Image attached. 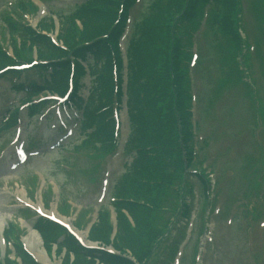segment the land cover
Returning a JSON list of instances; mask_svg holds the SVG:
<instances>
[{"label":"rangeland","instance_id":"374dc122","mask_svg":"<svg viewBox=\"0 0 264 264\" xmlns=\"http://www.w3.org/2000/svg\"><path fill=\"white\" fill-rule=\"evenodd\" d=\"M7 1L9 0H0V9ZM29 1L32 6L19 7L17 10L24 14L25 21L33 27L43 23V17H49L51 12L58 11L57 8L65 12L71 10L75 2ZM122 1H119L114 22L123 13L127 15L129 27H125L120 45L123 52L135 21L142 17V10L151 0H136L127 9ZM188 1L195 0H183L182 8L171 13L162 30L168 36L174 31L177 40L172 41V44L183 45L189 53L186 62L190 79L186 87L191 98L187 107L189 115L187 116V111L184 112L187 120L185 117L180 119L176 136L179 143L178 154L189 174L190 185L188 184L186 192L192 215L188 219L183 218L185 223H182L180 218L174 221L177 208L160 211L166 222L164 231L170 225L172 239L166 241V236L155 239L152 244L153 252L145 264H167L162 262L166 260L164 256L170 253L166 249L182 241L183 235L189 233L193 219V238L185 246L186 252L181 264H192L191 257L195 258V251L200 249L201 243L204 245L202 254L199 261L194 259L193 264H264V0H201L200 22L198 20L199 24L195 26L197 29L184 32L181 27L183 23L189 22L182 13L185 12ZM50 16L53 19L49 23H43L36 31L47 35L59 46L70 45L78 41L81 34L86 33L85 25L76 20L71 33L64 39L62 31L60 33L59 30L58 17ZM108 27L112 30L113 23ZM0 41L10 52L16 44L19 50L31 51L32 56H36L32 42L14 37L12 43L13 37L2 23ZM177 73L175 68L173 77L171 76L175 93L180 90ZM28 75L36 76L34 71ZM89 79L86 73L79 81V93L83 97L88 94ZM9 83L7 79H0V114L12 102L19 104V97L23 94L11 89ZM167 104L170 107L169 101ZM22 112V132L28 137L30 148H38L40 154L31 157L26 164L14 171L5 170L8 160L0 163V261L6 251L2 231L7 225H16L15 220L21 221L26 228L24 240L32 231L30 226L33 227L35 219L31 216L28 219L23 218L19 209L22 201L19 198L34 201L35 205H43L47 198L42 195L52 189L51 183L56 191L60 187L62 196L73 203L74 207L62 209L56 195L52 196L50 203H45L51 211L62 212L67 219L74 222L73 231L78 237L87 244L102 246L105 250L117 252L134 261L129 249L116 244V214L112 208L108 207L109 212L102 216L103 231L107 235L104 239L107 242L93 239L91 233L92 225L98 217L99 203L109 200L112 185L122 174L128 160L121 150L127 133L125 107L120 110L121 131L116 148L118 151L105 159L98 179L95 180L91 178L89 171L92 170L96 157L92 154L93 151H88L82 145V136L74 121L68 120L66 129L61 127L57 130L50 127L54 120L48 122L49 125L44 117L29 121L25 108ZM176 112L183 114L180 109ZM68 128L72 129L71 134L66 131ZM13 129L0 132V141L8 142L14 133ZM40 134L52 140L44 143L38 138ZM55 134L66 139L64 143L70 141L67 143L69 152H65L59 145H48L58 138H55ZM75 141L78 143L73 146ZM62 155L68 157V160L64 159L68 168L62 166L65 163L58 164ZM106 170H109V175L104 176ZM190 171L193 173H189ZM103 177L109 180L106 190H103ZM199 177L207 181V184H212L208 193L212 205H207L205 194L206 202L204 204V199L202 202L203 185ZM180 185L176 186L177 197L183 182ZM132 200L143 204L139 198ZM127 218L131 227H134L133 219L128 215ZM39 246L46 260L37 258L27 248H23L28 261L33 260L37 264L76 262L73 252L66 259L65 247L56 246L55 243L46 245L42 238ZM84 256L86 257L79 259V264H102L98 257Z\"/></svg>","mask_w":264,"mask_h":264},{"label":"trees","instance_id":"16d2710c","mask_svg":"<svg viewBox=\"0 0 264 264\" xmlns=\"http://www.w3.org/2000/svg\"><path fill=\"white\" fill-rule=\"evenodd\" d=\"M119 1L81 0L71 10L60 11L58 13L59 30L60 33L62 31L61 35L64 39H67L66 35L71 33L76 20L81 21L86 27V33L81 34L78 41L65 47L53 43L47 35L35 31L30 26L16 22L11 16H4L3 19L13 35L12 43L15 34H18L22 41L32 42L35 53L40 58L53 60L58 76L42 85L34 84V90L30 91V96L25 98L27 100L45 89L62 93L67 87L70 55L77 58L84 56L87 51L95 54L98 62L94 64L98 66L100 64V67L90 66L91 94L85 102L81 123V129L85 135L82 145L88 151H93L92 154L95 157L102 156L113 149L115 120L112 117L111 107L115 103V98L120 104L123 102L121 78L123 60L121 50L116 43L118 34L123 28V22L121 24L114 22ZM123 1L127 9L134 0ZM200 1H188L186 10L182 13L189 22L183 23L181 28L184 32L194 29L197 25L201 14ZM182 3L183 0H151L142 10V17L135 21L133 32L126 44L128 80L125 97L129 134L125 152L133 157V160L115 183L113 187L115 198L110 203L116 212L114 238H117L116 244L129 249L134 256V261L100 249L86 248L81 246L73 236L66 234L63 243L57 246H66L67 260L73 252L76 256L75 264H79V259L86 257L84 255L91 258L98 257L104 264L144 263L151 255L153 241L162 237L166 227L160 211L177 208L181 195L179 192L177 197L176 186L182 182L183 185H188L189 174L184 169L178 154L179 143L176 134L180 119L185 117L184 112L187 111V116L189 115L187 107L191 98L186 91L190 81L186 65L189 53L183 45L172 44V41L177 40L174 31L171 36H168L162 30L171 13L182 8ZM29 6H32L29 0H18L14 6H10V10L16 13L17 18L25 21L23 14L17 8ZM51 19H53L51 16L45 17L43 23H49ZM43 23H39V26ZM112 23L114 27L111 30L108 26ZM13 47L14 57H11L0 46V67L12 64L17 59H31V51L19 50L16 44ZM113 52L120 77L118 91H116L117 83L113 72ZM175 68L178 72L177 84L180 87L177 93L173 89L174 81L172 80ZM74 72L77 78L85 75L87 71L79 61H76ZM76 89L74 96H76ZM167 101L170 102V107ZM166 105L168 106L165 107ZM179 109L183 114L176 112ZM16 114L12 118L13 121L16 119ZM135 198H139L143 204L132 200ZM61 207L65 210V207L69 209V204L62 200ZM107 212H109L107 206L99 210L97 221L91 228L93 239L107 242V239H104L107 235L103 231L102 219ZM127 215L133 219L134 227H131ZM37 227L44 244L49 246L57 242V236L66 233L64 229L57 228L43 218L39 219ZM17 251L22 264H37L33 260L28 261L27 253L23 250L17 248ZM6 264H18V262L7 260Z\"/></svg>","mask_w":264,"mask_h":264},{"label":"bare ground","instance_id":"6f19581e","mask_svg":"<svg viewBox=\"0 0 264 264\" xmlns=\"http://www.w3.org/2000/svg\"><path fill=\"white\" fill-rule=\"evenodd\" d=\"M40 240H41V238L37 234V232H35V230H32L29 233V236H27V238H25L26 247L37 258H39L41 260H46V258H44L43 250L39 246Z\"/></svg>","mask_w":264,"mask_h":264}]
</instances>
